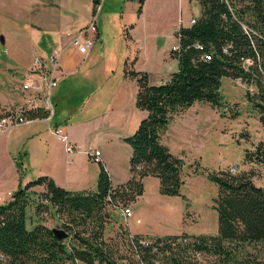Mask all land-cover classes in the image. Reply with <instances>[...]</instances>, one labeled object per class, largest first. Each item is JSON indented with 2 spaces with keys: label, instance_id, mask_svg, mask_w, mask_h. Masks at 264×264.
Listing matches in <instances>:
<instances>
[{
  "label": "trees",
  "instance_id": "16d2710c",
  "mask_svg": "<svg viewBox=\"0 0 264 264\" xmlns=\"http://www.w3.org/2000/svg\"><path fill=\"white\" fill-rule=\"evenodd\" d=\"M92 2L94 13L101 0ZM143 2L138 0V14ZM196 2L199 15L195 23L180 28V49L170 51L177 69L165 82L152 84L147 72L125 70L137 84L135 105L146 112L134 132L124 138L131 148L129 179L113 186L100 164L95 190H68L46 175L22 184L25 168L17 161L19 185L0 204V264H264V187L254 183L249 173L209 174L218 185L212 203L217 213L215 233L130 234L121 225L120 211L112 217L113 208L143 194L146 176L158 178L160 194L184 197V160L170 151L162 136L173 117L195 101L214 108L225 105L220 92L223 77H243L257 87L253 95H246L257 97L254 105L264 126V0ZM226 44H231L228 52L223 51ZM246 58L252 64L244 65ZM25 114L41 117L46 111L36 108ZM254 153L264 162V143ZM37 185L44 187L39 194L30 190ZM32 194L40 198L36 211L52 206L71 236L57 238L41 222L27 228ZM112 218L121 219L118 229L123 228L120 237L126 254H120L105 236ZM144 239L146 244L141 242Z\"/></svg>",
  "mask_w": 264,
  "mask_h": 264
},
{
  "label": "rangeland",
  "instance_id": "374dc122",
  "mask_svg": "<svg viewBox=\"0 0 264 264\" xmlns=\"http://www.w3.org/2000/svg\"><path fill=\"white\" fill-rule=\"evenodd\" d=\"M168 1L176 14V26L179 23L183 25L192 13H196L198 7L196 0H183L182 6H178L176 0ZM100 3L105 4L104 0H101ZM106 7H112L110 0L106 2ZM30 8L31 4L28 3V0H0V36L5 40V44L0 43V49L6 48L5 56L9 60L12 56L21 58L28 44L36 43L38 39L37 24L31 20ZM137 9L138 4L131 13L130 19L137 17ZM141 31L138 43L129 46L127 51L124 48V54L120 44L106 42L98 54L80 65V72L76 75V82L72 87L73 96L72 98L68 97L65 101V106L68 109L71 107L72 100L78 97L76 92H81L80 82H85L82 79L87 73L94 76L92 85L88 83V91L91 87L98 93V89L104 91L110 85L115 86L127 69L136 67V70L147 71L149 79L156 81L157 69L165 58L177 63V59L170 56L172 46L177 44L174 27L168 31L169 35L161 31L159 33L154 31V33L150 29ZM89 36L94 37V34L91 32ZM41 47L47 49L44 51L50 49L51 52L54 48L58 50L55 45L51 46L47 34ZM74 48L77 49L76 46ZM18 61L20 62V60ZM249 64H252L251 60ZM1 69L0 91L6 90L10 83L6 80L5 73L1 72ZM176 69L177 64L172 71ZM19 76L20 74L16 75L17 80H19ZM84 88L87 89V87ZM220 92L225 105L214 108L208 102L195 101L193 105L185 109V125L181 116L170 122L163 137V143L168 145L173 154L184 160L182 175L184 183L181 186V193L184 197L160 194L158 178L148 176L143 183V194L135 202L126 205L130 206L133 212V216L128 218L133 231H147L158 235H178L184 231L196 234L215 233L217 213L213 209L212 203L213 197L217 195L218 185L209 178V174L213 172L227 170L231 174L249 173L254 183L264 187V162L258 159L254 153L255 148L264 143V126L259 119V110L254 105V101H258V99L246 95L245 87L237 84L230 77L221 79ZM231 104H234V109H230ZM81 113H83L82 110H78L73 118H79ZM0 142L1 145H6V142ZM10 142L12 143V141ZM90 144L103 148V142L98 137H88L82 145L87 148L90 147ZM117 146L119 147V157L116 160L119 159V171H124L125 176L130 175L131 148L124 140ZM22 147L20 149H23ZM23 155V150L16 152L13 156L15 162L21 160L24 163ZM6 165V162L0 165V183L3 184L0 193L5 198L8 197L6 191L9 189L5 180L10 174V169ZM29 169L31 168L28 166L22 175V184L38 177L34 176ZM30 190L39 194L44 190V187L37 185ZM37 199L40 198H37L35 194L31 195V201L27 207V228L41 222L51 228H62L71 236V231L62 225L63 220L54 215L52 206H49L47 211H36L35 202ZM120 207H122L121 204L112 209L113 218H116L115 215L117 211H120ZM120 218L117 221L114 219L111 221L106 228L105 236L112 239V243L118 248L120 254H126L125 242L120 237L123 228L118 229L119 222L130 234L133 233L129 230L126 225L127 221L123 219L122 215ZM136 219H139V222H136Z\"/></svg>",
  "mask_w": 264,
  "mask_h": 264
},
{
  "label": "crops",
  "instance_id": "0c3cea01",
  "mask_svg": "<svg viewBox=\"0 0 264 264\" xmlns=\"http://www.w3.org/2000/svg\"><path fill=\"white\" fill-rule=\"evenodd\" d=\"M107 1L104 0L105 4L100 3L96 11L97 38L86 54L77 51L70 41L71 37L92 18L94 14L92 0H28L31 4L29 15L33 23L37 24L36 43L30 42L21 58L12 56L10 60L5 56L6 48L0 49L1 72L5 73L6 80L10 81L6 90L0 91V109H17L24 104L20 83L29 73L33 58L38 55L48 56L50 52V49L44 51L47 49L41 47L47 34L51 46L55 45L60 53L59 81L50 93L54 113L49 124L64 126L71 142L80 148L72 153L65 152L63 143L48 130V123L43 119L33 120L0 132V141L6 142L4 146L0 144V165L6 162V166L10 169V174L5 180L9 188L6 195L19 185V171L13 156L20 150L24 153L25 170L29 166L31 168L29 171L33 172L34 176L46 175L58 186L68 190H95L100 164L107 170L113 186L129 179V174L125 176L124 171H119V159L116 158L119 157L117 145L134 132L146 113L135 105L137 92L135 79L127 76L124 71L115 86L110 85L104 91L98 89L96 93L91 87L88 91V85H92L94 76L87 73L82 79L85 82H80L82 90L76 92L78 97L72 100L70 109L65 106V101L73 96L72 87L76 82V75L80 72V65L98 54L102 45H106V42H116L123 48L124 54V48L126 50L132 44L138 43L142 29H150L156 33L161 31L169 35L168 31L175 27L176 14L168 0H144L140 14L137 13V17L130 19L138 0H110L112 7H106ZM176 1L178 6L183 5V0ZM198 15L199 7L189 19ZM189 19L184 21L183 26L188 24ZM0 43L5 44L2 36ZM176 64L165 58L157 69L156 81L149 79L150 83L165 82L174 72L172 70ZM135 68L131 70H136ZM17 74H20L19 80L16 79ZM42 102L40 101L39 104ZM78 110H82L83 113L79 118L74 119V114ZM180 116L185 125V109L173 119ZM88 137L100 138L103 148L92 144L84 148L82 144ZM21 147L23 149H20ZM92 148L100 150V162L93 161L83 152ZM147 177L143 178V183ZM2 186L3 184L0 183V191ZM5 199L8 200V197ZM137 220L139 219H136V222ZM126 225L133 234L158 235L147 231H133L128 220Z\"/></svg>",
  "mask_w": 264,
  "mask_h": 264
},
{
  "label": "built area",
  "instance_id": "2783aa9c",
  "mask_svg": "<svg viewBox=\"0 0 264 264\" xmlns=\"http://www.w3.org/2000/svg\"><path fill=\"white\" fill-rule=\"evenodd\" d=\"M100 5V4H99ZM99 5L96 8V11L99 9ZM94 12L92 18L87 25L79 29L72 37L70 43L77 47L78 51L82 54H86L90 48L93 46L97 36V21L96 15L97 12ZM196 17L190 18L188 25L195 23ZM183 25L179 23L174 27V33L177 38V44L173 45L172 51H179V37H180V28ZM187 26V25H185ZM246 29V26L243 25ZM93 33L94 37L89 36V33ZM195 46L199 49H202V45L196 43ZM231 47V44H226L223 47L224 52H228V49ZM59 50H53L48 56H35L32 61V66L25 77L20 83V88L24 94V104L23 106L17 109L4 108L0 109V132L6 131L7 129L13 128L17 125L25 124L37 119H43L48 123V130L55 135L64 146V150L67 153H72L80 150V148L71 142L67 131L64 126L61 124H49L53 113L54 105L50 100V93L53 87L57 86L59 81ZM205 59H210L209 54H204ZM250 63V58L244 60V65ZM237 84H240L242 87H245L246 93L253 95L256 92V88L253 84L245 81L243 77H237L234 79ZM40 101H43L42 104H39ZM264 104V98H263ZM36 108H44L46 115L44 116H35L28 117L25 112L28 110H33ZM234 104H231L230 109H234ZM93 161L100 162V150L98 149H87L83 150ZM12 192H7L8 199H10ZM7 200L0 195V204L6 202ZM120 214L123 216L124 220H128L132 216V210L130 206L120 207ZM139 222V220H137ZM142 243H147L146 239L141 240Z\"/></svg>",
  "mask_w": 264,
  "mask_h": 264
},
{
  "label": "water",
  "instance_id": "95a60500",
  "mask_svg": "<svg viewBox=\"0 0 264 264\" xmlns=\"http://www.w3.org/2000/svg\"><path fill=\"white\" fill-rule=\"evenodd\" d=\"M52 232L55 237L60 238V239L66 238L68 236V233L62 228L53 227Z\"/></svg>",
  "mask_w": 264,
  "mask_h": 264
}]
</instances>
